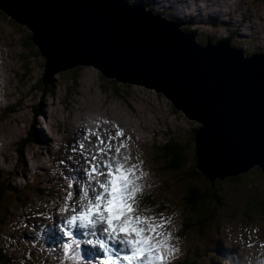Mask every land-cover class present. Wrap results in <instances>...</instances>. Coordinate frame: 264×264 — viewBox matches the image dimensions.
Here are the masks:
<instances>
[{
  "label": "rangeland",
  "instance_id": "1",
  "mask_svg": "<svg viewBox=\"0 0 264 264\" xmlns=\"http://www.w3.org/2000/svg\"><path fill=\"white\" fill-rule=\"evenodd\" d=\"M149 1L152 4L155 3V0ZM244 1L246 0H242L243 4ZM247 1L248 5L245 3L246 7H242V15L240 12L236 15L233 13L225 25L228 28H236L232 32L233 35L245 41L243 46L250 53H254V50L263 52L264 0ZM240 5H235L232 9L235 10ZM173 6L178 8V5ZM153 7L159 8V5ZM188 8L183 6L180 11L194 14ZM201 8L206 9L205 6ZM201 8L195 10L199 11ZM210 10L215 9L211 7ZM165 13L172 15L170 11ZM176 14L178 13H174L172 17H177ZM205 17L207 16L202 14L196 19ZM189 18L187 16L185 19ZM194 25L196 31L201 30L202 37L208 36L201 38L202 43H205L207 39L215 43L219 39L227 38L229 31L222 25L211 29L203 20ZM256 26L259 27L257 31L260 32L250 35L249 30L255 32ZM30 35L31 32L27 27L16 23L5 13L0 14V145L2 144L0 170L7 178L10 177L8 173L15 177L14 183L21 190L16 198L26 203L24 210L21 209L23 204L15 206L16 212L22 211L19 216H10L7 226L4 227L0 223V244L2 237L6 236L1 232L9 231L7 236L22 251L25 250L23 245L28 243L31 249V246H34V249H38L44 257L47 254L49 258L47 263H52L55 257L53 248L36 245L34 240L27 239L31 233V227H35L33 219H30L32 206L36 211H40L39 208L43 205L41 201H34L33 193L46 174H61L58 172V165L56 168L52 167V160L60 164L61 159H66L70 146L74 141L81 139L84 130L93 132L99 130L107 139L109 133L115 134L118 130L117 126L123 129L125 137H130L129 149L125 152L130 150L137 162H143V169L148 173L146 183L150 185V193L154 195V201L167 207L164 212L172 217L174 235L177 234L175 243L180 248V258L176 263L184 258L191 262L190 264H217L216 256L223 258L224 253L221 251L226 250L228 243L237 240L235 236L228 238L232 230H234L233 233L238 234L242 230H248L247 233L240 234L255 240L259 238V233H264V209H262L264 207L260 206V201L264 200V174L258 167L238 175L241 176L238 181H230L231 177L223 180L216 178L213 190L207 189L212 184L199 171L200 177L190 178V171L185 168L186 166L170 168L169 160L162 158L161 142L173 137L181 142L186 140L189 142L193 130L199 127V124L176 110L169 99L155 90L134 85L131 88L120 87L121 92L117 94V86L114 85L115 92L110 89L105 93L102 92L100 88H109V85L106 86V83L100 84V82L108 78L102 76L104 80H100L102 79L99 77L100 72L93 67H83L79 72L72 74L68 70L55 75L52 94L45 95L41 91H35V84L40 83L44 75V58L37 47L31 43ZM258 36L263 37L260 42ZM23 43H31L29 44L31 46L25 50ZM71 78H76L75 84L68 81ZM35 111L42 114L37 119L34 115ZM90 114H93L92 119ZM158 126L163 128L158 129ZM32 128L36 135L40 138L43 136L46 140L43 145L46 149L44 151L41 146L30 145L23 156H20L17 150L18 145L27 138ZM163 130L165 134L158 137L160 142L154 139L152 132L159 133ZM134 142H137L134 146L136 150H140L141 159H138V155L133 152ZM113 146L115 147V144ZM190 146L188 144L189 148ZM190 154L191 156L188 155L187 162L184 163L188 164V168L190 164L194 166L196 161L192 157L194 156L193 145L190 148ZM0 180L6 179L0 175ZM45 185L48 184L45 183ZM193 185H197L200 190L204 188L202 190L206 191L207 195L194 210L187 203L192 200V197L195 198V192L190 193V186ZM214 195L218 197L216 201L211 199ZM16 198L9 196V199L18 201ZM28 201L33 205L31 206ZM156 206L158 205L155 204L153 207ZM182 220H187V224L191 222L183 233L180 232ZM40 221L45 222L43 218ZM47 230L48 228L46 232ZM250 234L254 235L249 236ZM34 235L37 237L38 233ZM11 243L12 241L6 237L5 247L8 255L19 257L18 251L7 248V245ZM216 244L221 245L218 249L221 251L215 252ZM237 254L236 252L234 259L239 262ZM249 254L252 256L256 252ZM41 262L38 259L32 264H42ZM182 264L188 263L184 261Z\"/></svg>",
  "mask_w": 264,
  "mask_h": 264
},
{
  "label": "water",
  "instance_id": "2",
  "mask_svg": "<svg viewBox=\"0 0 264 264\" xmlns=\"http://www.w3.org/2000/svg\"><path fill=\"white\" fill-rule=\"evenodd\" d=\"M0 11L31 31L44 86L93 67L118 84L155 90L199 124L195 168L210 182L254 167L264 174V55L245 56L228 40L199 43L129 0H0Z\"/></svg>",
  "mask_w": 264,
  "mask_h": 264
},
{
  "label": "snow or ice",
  "instance_id": "3",
  "mask_svg": "<svg viewBox=\"0 0 264 264\" xmlns=\"http://www.w3.org/2000/svg\"><path fill=\"white\" fill-rule=\"evenodd\" d=\"M117 128L107 139L99 130L82 132L59 161L64 166L59 215L35 213L50 221L45 235L53 240L56 264H91L82 255L89 250L102 253L103 264H176L180 258L172 217L144 203L151 194L148 173L125 152L130 137ZM27 239L36 237L30 233ZM28 259L22 255L21 264Z\"/></svg>",
  "mask_w": 264,
  "mask_h": 264
},
{
  "label": "trees",
  "instance_id": "4",
  "mask_svg": "<svg viewBox=\"0 0 264 264\" xmlns=\"http://www.w3.org/2000/svg\"><path fill=\"white\" fill-rule=\"evenodd\" d=\"M140 1H142V0H136L134 2H140ZM142 2L146 6H148V8L150 10H153V12L155 14H159L162 17H164L166 19H169L171 21H178V22H181V23L183 22V19H181L179 17H172V15H170V13H169V15L166 14L165 12H168V10H166V9H161V8H160V10L159 9H155V7H153L154 4H152L149 0H145V1H142ZM0 14L2 15L3 12L0 11ZM186 20L187 21H185V23H184L185 25H184L183 28L185 30H191L192 31L193 30L192 29V26L195 24V22L193 21L194 18H190V19H186ZM29 39L31 40V37L30 36H29ZM197 41H199V42L202 43L203 40H201L200 37L198 36ZM31 43H32V41H31ZM31 43H29V44H31ZM29 44L23 43L22 46L26 50V49H28V46H31ZM243 45L244 44H242L241 42H239L237 40L231 41V46H233L234 48L239 49V50H241V49L243 50L245 48V52L247 54H249L250 52L248 50H246V47H244ZM27 64L29 65V63H27ZM81 69H82L81 67H78V68L69 70L68 72L72 74V73L79 72ZM99 77L102 78L100 80H104L101 75ZM68 81H70L71 84H75L76 83V78H71ZM101 83L102 84L103 83H106L107 84L106 86L109 85L108 86L109 88H103V87L100 86L101 87L100 88L101 91L104 92V93L107 92L109 89L111 91H114L115 92L114 87H113L114 85L117 86V89H116V90H118V93L117 94H119V92H121L120 87H126V88H131L132 87L130 85H121V84H118L114 80H110V79L101 81L100 84ZM41 85H42V80L40 81V83L35 84V89H36L35 91H41V93H44L45 95H48L49 93L52 94L53 88H54V83L52 81H51L50 84H48L46 86H41ZM37 115H38V112H36L35 117H37ZM195 129H198V127H196ZM194 130H193V134H191V139L189 140V142H188V140H186L185 142H183V141L180 142L177 139H172V140L168 141V143L162 145V147H163L162 158H165V159H168L169 160V162H170V168H174L175 169V168H181L182 166H186L185 168L186 169H189V171H190L189 172L190 173L189 174V177L190 178H195L197 176L200 177L199 172L196 170L195 166H193L192 164H190L189 165V168H188V164L187 163L184 164L185 162H187L186 157H188V155L191 156V154H190V148L192 146V140L194 138ZM32 143H37L41 147L43 146L42 139L40 138L39 135H36V133H35V131H34L33 128L31 130H29V132L27 134V138L25 140H23L21 142V144L18 145L17 150H18L19 155L20 156H23L26 148L29 146V144H32ZM188 144L191 145L190 148L188 147ZM192 157H193V159H195L194 156H192ZM240 178H241V176L231 177V178H229V180L230 181H238ZM211 184L212 185H209V187L207 189L213 190L212 187L213 188L215 187L216 182L213 181V183L211 182ZM43 187H46V186H43ZM190 189H191L190 190V193L193 191V192H195L196 195H195V198L192 197V200L190 202H187V203L189 204V207L192 210H194L196 208V206L199 203H201V201L207 195H206V191H203L202 190L204 188H201V190H200V188L197 185L190 186ZM15 191H19V189L17 187H13L12 182L10 181V178H6L5 181H1L0 180V218L2 219L0 221V223H3V221L5 219L4 217H6L8 215V213L10 211H12V209H10L8 207L7 203H8L9 196L10 195L13 196L15 194ZM211 199H213V200L216 201V199H218V197L214 195ZM253 200H254V198H253ZM42 201L48 202L46 199H43ZM144 203L147 204V205H151V206H154L156 204V205H158V208L159 209H164L165 208L164 205L162 206V203H157L156 201H154V195H151V194L145 198ZM260 203H261L260 206H263L264 207V200H261ZM44 204L45 205H48V203H44ZM21 205H22V203H21ZM262 209H264V208H262ZM182 221H183V223L181 224V228H180V232L181 233H183L184 230H185V228L187 226H189V223H191V222H189L187 224L186 223L187 220H182ZM181 229H183V230H181ZM220 247L219 246L215 247V252H218L219 251L218 249ZM184 261H186L188 264L191 263L187 259H184L183 258L179 263H176V264H182ZM4 262H5V256L0 252V264L1 263L4 264ZM212 264H214V263H212Z\"/></svg>",
  "mask_w": 264,
  "mask_h": 264
},
{
  "label": "bare ground",
  "instance_id": "5",
  "mask_svg": "<svg viewBox=\"0 0 264 264\" xmlns=\"http://www.w3.org/2000/svg\"><path fill=\"white\" fill-rule=\"evenodd\" d=\"M186 3V2H185ZM186 6H188L187 5V3H186ZM203 6H205L206 8H208V7H212V8H214V9H218V8H221V7H223V3H222V0H206L205 1V3L204 4H202V7ZM197 6H195L194 7V10L195 9H198V8H201V5L200 4H198V8H196ZM232 8H230V10H228V13L230 14V16L233 14L232 13ZM241 15H242V13H241ZM264 39V38H263ZM67 71V70H66ZM65 72V71H64ZM109 100V99H108ZM42 119V118H41ZM45 121V120H44ZM184 122V121H183ZM159 123V122H158ZM52 130V129H51ZM181 130V129H180ZM47 134V133H46ZM2 145V144H1ZM0 145V146H1ZM15 148V147H14ZM20 177V176H19ZM22 200V199H21ZM3 207V206H2ZM48 231V230H47ZM217 246H221L220 244H217L216 245V247ZM233 253L234 254H236V252H235V250L233 251ZM239 255L237 254V257H238ZM233 264V263H232Z\"/></svg>",
  "mask_w": 264,
  "mask_h": 264
},
{
  "label": "clouds",
  "instance_id": "6",
  "mask_svg": "<svg viewBox=\"0 0 264 264\" xmlns=\"http://www.w3.org/2000/svg\"><path fill=\"white\" fill-rule=\"evenodd\" d=\"M42 114H39V116H41Z\"/></svg>",
  "mask_w": 264,
  "mask_h": 264
}]
</instances>
